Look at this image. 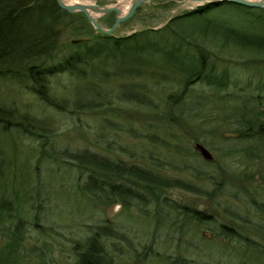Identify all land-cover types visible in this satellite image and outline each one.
Instances as JSON below:
<instances>
[{"label": "rangeland", "instance_id": "1", "mask_svg": "<svg viewBox=\"0 0 264 264\" xmlns=\"http://www.w3.org/2000/svg\"><path fill=\"white\" fill-rule=\"evenodd\" d=\"M124 1L79 0L107 6ZM126 5L121 6L123 12L127 10ZM196 7L188 0H147L130 18L120 22L112 34L125 36L141 30L140 27L162 29L170 18ZM211 14L241 30L264 34V11L223 4ZM93 15L98 16L97 21L104 28L110 27L114 21L113 13ZM88 25L92 33L99 32ZM83 37L82 33L79 35L67 30L61 40ZM204 42L209 45L210 59L218 70H226L229 84L221 90L201 84L192 85L172 116L167 113L162 115L166 112L162 99L172 90H178V84L166 83L164 88L158 84L157 89L154 88L158 106L151 110L113 99L132 90L126 85L120 88L117 79L113 78L116 76L98 80L97 91L83 81L69 80L67 77L52 79L56 92L73 96V99L84 100L94 92L107 95L104 102L109 103L96 111L55 113L51 109H43L34 97L29 102L32 112L43 113L54 124L53 144L57 149L87 148L129 163L130 154L135 157L146 154L144 150L148 144L145 137L153 132L161 135L162 128L180 131L183 141L191 150H194L192 148L196 143L192 138H197V142L212 154L214 161L202 164L204 160L198 153L194 157L201 163L194 162V157H186L185 160L191 164L197 163L202 170L213 174L217 188L221 190L212 193V184L200 181L201 195L172 189L168 197L170 201L210 215L211 220H187L176 212H168L164 216V213L155 212L154 206H144L139 210L120 204H96L78 189L85 180L82 171L69 162L39 155L33 140L18 136L15 141L16 166L6 167L9 172L3 184L8 192L15 191L19 203L15 213L23 219L24 237L19 264H39L40 256L45 258L46 264H78L75 247L78 245L82 250L81 243L90 235V230L105 223L124 237L123 240L104 242L115 264H172L173 259L180 257L186 259V264H264V254L248 249L236 238L221 235L218 228L220 223H231L221 214L223 209H234L243 216L247 209L253 208L250 205L252 198L264 203V151H259L264 142L241 137V130L254 111L264 112V54L232 45L219 46L218 42H213L216 45ZM171 57L168 62L163 57L156 59L159 65L167 67L160 70L166 77L176 74L173 58L179 56ZM124 66L111 63L107 66V72H121ZM122 80V84H129L127 78L123 77ZM154 82L150 81L148 85L152 86ZM176 116L180 117L179 120ZM9 142L7 135L0 134V146L7 155L12 153ZM141 161L136 159V162ZM167 174L191 178L189 172L168 171ZM205 192L207 195L204 197ZM234 225L242 233L243 230L247 231L241 223L235 222ZM260 237L254 235V238ZM4 241L0 235V243ZM261 241L264 243V239Z\"/></svg>", "mask_w": 264, "mask_h": 264}, {"label": "trees", "instance_id": "2", "mask_svg": "<svg viewBox=\"0 0 264 264\" xmlns=\"http://www.w3.org/2000/svg\"><path fill=\"white\" fill-rule=\"evenodd\" d=\"M223 4L264 11L232 3H212L172 17L162 29H141L117 37L92 33L83 14L60 9L55 0H0V134L8 136L12 152L7 155L0 146V235L5 239L3 244L0 243V264H19L22 258L24 225L22 217L15 213L19 203L15 191L8 192L3 184L9 172L6 167L16 166L15 141L18 136L33 140L39 155L69 162L82 171L85 180L78 189L96 204H120L139 210L144 206H154L155 212L164 213V216L168 212H176L187 220H211L210 215L170 201L168 197L172 189L201 195L200 181L212 184V193L221 190L217 188L213 174L202 170L201 165L185 160L186 157L196 156L197 152L183 141L180 131L165 127L161 135L149 133L145 137L148 144L144 150L146 154L136 157L130 154L129 163L87 148L57 149L53 144L54 124L43 113L32 112L29 99L34 97L43 109H51L55 113L96 111L109 103L104 102L107 95L94 92L84 100L73 99V96L56 92L52 79L67 77L83 81L97 91L98 80L116 76L113 78L117 79L120 88L126 85L132 90L113 99L151 110L158 106L155 103L157 91L154 93L158 84L162 88L166 83L178 84V90H172L162 99L167 107L162 115L167 113L172 116L192 85L201 84L221 90L229 84L226 70H218L210 59L209 45L204 41L264 54V34L241 30L211 14ZM67 30L79 35L82 33L85 37L79 38L76 43L62 41L61 36ZM171 55L179 56L173 58L176 74L166 77L160 70L167 67L159 65L157 57H163L168 62ZM111 63L124 64L125 68L121 72H107ZM123 77L129 80V84H122ZM150 81H155L152 86L148 85ZM176 118L179 120L180 117ZM241 131L243 139L264 142V112L254 111ZM192 139L197 142V138ZM259 151L262 153L264 146ZM136 159L142 161L136 162ZM196 161L199 160L194 157ZM213 161L201 162L207 165ZM168 171L189 172L191 178L172 177L167 174ZM206 195L205 192L202 196ZM250 205L253 208L247 209L243 216L234 209H223L221 214L230 220L231 225L220 223L219 233L236 238L248 249L264 254V243L261 241L264 239V203L252 198ZM235 222L243 224L247 231L240 232ZM90 231L81 243L82 250L78 245L75 247L77 263L115 264L104 242L123 240V235L108 223L96 225ZM256 234L261 237L254 238ZM185 260L180 257L171 263L186 264ZM39 264H46L45 258L40 256Z\"/></svg>", "mask_w": 264, "mask_h": 264}, {"label": "water", "instance_id": "3", "mask_svg": "<svg viewBox=\"0 0 264 264\" xmlns=\"http://www.w3.org/2000/svg\"><path fill=\"white\" fill-rule=\"evenodd\" d=\"M146 1L147 0H130L127 10L125 12H123L121 9V6L124 5L125 2H116L114 5H108V6L107 5H97V4H92V3L91 4L82 3V2L67 4L63 0H55V3L60 9L66 12L82 13L86 21L96 31H99L102 34H106V35H113L112 31L116 28V26L120 22H123L124 20H127L128 18H130L134 14L136 9ZM188 1L195 3L197 6L223 2V3H232V4H237V5H242L246 7L258 8V9L264 10V0H188ZM109 13H113L114 21L112 25L108 28L102 27L97 21L98 16L93 15V14L106 15ZM139 29H157V28L140 27ZM78 41H80V39H73L71 40V43H76ZM193 149L200 155V157L204 161H211L213 159L212 154L201 143H198V142L194 143Z\"/></svg>", "mask_w": 264, "mask_h": 264}, {"label": "bare ground", "instance_id": "4", "mask_svg": "<svg viewBox=\"0 0 264 264\" xmlns=\"http://www.w3.org/2000/svg\"><path fill=\"white\" fill-rule=\"evenodd\" d=\"M65 3H67V4H72V3H78L79 2V0H63ZM129 1L130 0H126V1H124L127 5H126V7H128V5H129Z\"/></svg>", "mask_w": 264, "mask_h": 264}, {"label": "flooded vegetation", "instance_id": "5", "mask_svg": "<svg viewBox=\"0 0 264 264\" xmlns=\"http://www.w3.org/2000/svg\"><path fill=\"white\" fill-rule=\"evenodd\" d=\"M110 14V13H109Z\"/></svg>", "mask_w": 264, "mask_h": 264}]
</instances>
